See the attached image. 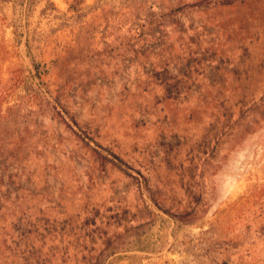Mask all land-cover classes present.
<instances>
[{"label":"rangeland","instance_id":"obj_1","mask_svg":"<svg viewBox=\"0 0 264 264\" xmlns=\"http://www.w3.org/2000/svg\"><path fill=\"white\" fill-rule=\"evenodd\" d=\"M247 45L264 0H0V264H264V124L210 120Z\"/></svg>","mask_w":264,"mask_h":264},{"label":"trees","instance_id":"obj_2","mask_svg":"<svg viewBox=\"0 0 264 264\" xmlns=\"http://www.w3.org/2000/svg\"><path fill=\"white\" fill-rule=\"evenodd\" d=\"M239 48H243L245 52L249 50V53L244 57L241 54L236 58L234 69L228 71V73L232 72L229 82L231 84L234 82L236 86L225 94L213 95L209 105H212L210 114L212 123H218L222 118V121L225 120L228 135L233 136V133L236 132L235 135L239 140H243L264 124V46L259 52L255 49L252 51L251 45ZM1 144L0 142V155L7 159L13 157L14 150L4 151L5 147ZM13 146L16 145L13 144ZM260 186L263 188L253 190L254 197L258 199L264 197V186ZM259 210H264L262 205ZM259 219L260 228L258 230L261 235H264V213L260 212ZM61 223H65V220ZM24 224L28 230L32 228L30 220L27 219ZM86 224L87 222L84 225ZM1 245L5 248L4 258L11 264L14 262H19V264H46L50 261L53 263V260L57 258L62 262H65L66 259L62 255L56 257L55 253L43 252L41 246L35 245L29 231L15 237L11 236L8 245H6V241L2 242ZM94 254L96 255L93 257ZM113 254V251L103 250L95 253L91 249H83L73 255L68 254L67 259L73 257L81 264H91V261H94L93 264H104Z\"/></svg>","mask_w":264,"mask_h":264}]
</instances>
